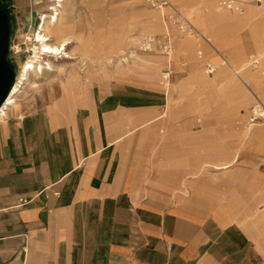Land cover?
Wrapping results in <instances>:
<instances>
[{
  "label": "crops",
  "instance_id": "crops-1",
  "mask_svg": "<svg viewBox=\"0 0 264 264\" xmlns=\"http://www.w3.org/2000/svg\"><path fill=\"white\" fill-rule=\"evenodd\" d=\"M101 2L87 0L96 17ZM182 5L204 8L198 14L205 16L207 29L249 28L255 70L240 68L245 58L237 46L215 42L202 26L190 24L195 33H205L201 37L221 58L232 47L225 58L229 64H220L213 76L195 68L179 76V65L165 59L169 66L173 62L175 78L164 79L161 71L154 77L158 66L148 51L149 73L137 79L164 92L162 109L157 91L140 98L92 92L98 76L74 67L62 73L60 97L51 106L23 113L18 102L9 110L17 115L0 120V264H262L264 178L254 174L252 202L246 204L231 197L249 196V189L244 194L229 192L230 184L217 189L211 172L230 170L246 144L264 140L263 127L245 136L246 117L229 105L248 102L250 95L264 104V58L259 62L256 56L263 48L264 3L248 2L241 13L221 0ZM153 10L143 19L144 29L165 34L167 9L156 12L162 23ZM233 12L246 13L245 19ZM120 21L127 17H118L110 29ZM192 50L183 45L189 59ZM69 60L62 59L65 67ZM70 68L79 76H69ZM107 75L115 74L103 70ZM203 89L222 122L238 130L240 145L215 146L211 125L193 128V114L210 109L209 103L200 106Z\"/></svg>",
  "mask_w": 264,
  "mask_h": 264
},
{
  "label": "rangeland",
  "instance_id": "rangeland-1",
  "mask_svg": "<svg viewBox=\"0 0 264 264\" xmlns=\"http://www.w3.org/2000/svg\"><path fill=\"white\" fill-rule=\"evenodd\" d=\"M8 2V5L10 6V16H11V24H12V30L10 35V47H9V60L14 66V70L16 72V76L19 72V65L22 63V61L26 60L27 57L30 55V49L29 46L31 45V40L28 39V36L31 35L33 30L36 27L37 20L39 13L44 10V2H38L39 0H6ZM75 2L76 7L79 9V13L81 15V18L78 19V23L80 25V28L84 31L87 30H93V28L97 27L96 30V40H94L91 44L86 46V49H89L92 54H94L97 58L96 62L89 63L87 62V59L84 61L86 63H82V60L72 59L69 60V62L66 63V67H74L76 68L80 73L82 72V75L84 73L89 74L90 76L97 75L98 81L94 80V84L91 85V91L92 92H118V93H124L128 94L129 96H134V98L139 97L141 95H149L150 93L160 92L162 99H159L160 101V108L162 109L163 103L165 101L164 92L161 89L154 88L151 84L143 83L140 81V79H137L138 77L141 78L145 76V73H149L150 68H141L140 66L134 65V67L127 71V73L123 72L121 74L119 71L116 73L113 72L114 76L107 75L106 77L103 76V70L108 71V69L114 64H108L107 60L104 56H101L100 54V47L104 45V42L97 43V40L102 39L106 36V34H114V36L119 35V37L124 36L126 34H131L132 37L135 39L132 44H129L126 49L125 55L122 57L127 56V61L132 65L134 60V55L131 54V51H134L136 53H142V52H148V51H142L138 48V42L140 39L149 34L151 36L159 37L162 35V32H155L150 33L145 31L144 26L146 25L145 20L143 19H150V16L152 15V8L148 5L147 0H101L100 4V13L98 17H96L97 12H93L90 9V5L87 4V0H72ZM172 8L167 7L165 20L168 25V29H166V33L169 36V40L171 42V51L169 55L170 60L175 61L179 65V76H187L188 73L193 69H197L200 72L207 71L204 69L207 64L209 63H216L215 65L220 66V64L225 58L228 57V54L232 52V47H226L223 51L220 52V54L224 57L221 58L218 53L214 52L208 44L204 41V39L201 37V29H198V31L193 30V27L190 25L192 24L196 28L199 26H202L204 28V32L208 34V36L212 37L215 42L218 43H225L226 45L229 44L231 46H237L239 50H241L242 55L244 56L245 60L244 62H248V59L255 54V50L253 48V43L250 36V29L249 28H243L239 29V24H236L231 26L227 30H223L221 26L217 27L215 30L207 29L206 28V22H205V16H201L198 13H201L204 11L203 9H197V6L195 5H182L183 2L189 3L192 0H169ZM242 1V0H241ZM244 4L246 5L248 2L255 3L260 5L261 3H264V0L262 2H256L252 0H243ZM36 3V4H35ZM245 5H243V8L245 9ZM170 8V9H169ZM166 9V8H165ZM158 10V9H157ZM153 10L154 15L157 16V19L159 23H162V17H158V13ZM233 10V9H229ZM159 11V10H158ZM178 11L180 15H184V18L186 19L187 26L185 29H182L183 27L180 26L182 24L178 20H173L170 16L172 12ZM223 11V10H222ZM245 11V10H244ZM145 12H148V14L143 15ZM232 13V12H228ZM235 13V12H233ZM91 14V15H90ZM246 14V13H245ZM245 14H242V19L245 18ZM94 15V16H93ZM92 16V17H91ZM127 17L126 23H123L122 21L117 23L116 27H112L110 29V26L113 23H116V20L118 17ZM96 17V18H95ZM180 19V16L177 17ZM82 19V20H81ZM161 19V20H160ZM85 20V21H84ZM194 20V22H193ZM156 21V20H155ZM176 21V22H175ZM85 22V23H84ZM163 25V24H162ZM140 31L142 33H140ZM213 32V33H212ZM201 33V34H205ZM156 34V35H154ZM136 36L137 40H136ZM178 39L181 40V43L179 45H176V42ZM260 44L263 46V51L261 53L264 54V35L260 37ZM186 42V43H185ZM190 44V46H193L192 54L195 58L189 59L187 58L185 52H183V45ZM69 51L74 50V46H69ZM131 49V50H130ZM29 50V51H28ZM209 50V51H208ZM259 50V51H258ZM257 50L256 54H258L261 50V47ZM129 53V54H128ZM150 55L153 56V59H155L156 64L158 66V76L161 72H164L163 68L165 62L168 60V56L166 58H162L164 56L158 48H153V53ZM165 57V56H164ZM258 58V57H257ZM115 58L114 60H116ZM120 59V58H119ZM221 59V60H220ZM259 62L260 60H263L258 58ZM62 62V60H60ZM195 61V62H194ZM221 61V62H220ZM227 61V60H226ZM242 62V63H244ZM100 63V64H96ZM213 64V65H214ZM250 64V63H249ZM225 65V64H224ZM241 65V64H240ZM102 66V67H101ZM217 67V68H218ZM260 67L264 68L263 63L260 65ZM171 73L170 78L171 80L175 78V66L173 62L170 64ZM216 68V70H217ZM255 65L251 63L250 67H247L249 70H255ZM214 70L213 72H215ZM96 72V74H94ZM156 72V71H155ZM208 73L209 76H213L214 73ZM132 73V74H131ZM142 73V74H140ZM157 73V72H156ZM154 73V74H156ZM131 74V75H130ZM62 73L58 74L57 72L52 74H47L44 76V78L39 81V87L38 88H29L22 96L19 98V107L22 110V112H31L35 110H41L45 109L52 105V103L56 102L60 97V90H59V79L61 77ZM130 75L129 78H123L119 76H127ZM163 76V73L161 74ZM240 83V82H239ZM250 84V87L253 88L255 91L254 86ZM242 87L243 84L240 83ZM252 85V86H251ZM169 88H171V84L169 85ZM159 90V91H158ZM157 91V92H156ZM199 98L202 104H200L201 108H206V104L209 103V110L207 112L204 111V113L199 114L195 113L192 117L193 119V128L194 129H204L205 126L211 125L214 129V140L213 144L215 146H229L234 145L238 143L236 133L238 130L234 128L227 127L223 122L220 116L221 114H218L215 109V104L212 103V101L208 98V92L207 90L203 89L200 94ZM148 99V98H147ZM253 104V98L250 95V100L245 103L241 104H229L232 105L231 107H237L239 115L246 117L248 119L249 110ZM12 115H17L16 112L13 110L9 112L8 117ZM264 121H260V123H263ZM246 124V122H245ZM263 127L264 124L251 126L248 129H244V135L245 136H251L252 133L257 129ZM200 134V133H199ZM202 139V137L200 138ZM237 141V142H235ZM261 142L255 141V143L246 144L248 145V148H243L242 152H240L237 162L230 168L228 171H218V172H211L213 174L214 178V186L217 189H221L223 187L222 184H230L229 192L231 193H241L244 194L249 189L251 195H242V196H232L233 197H240L245 201L246 204H251L252 202V193L250 188V182L254 178V174L258 175L259 181L264 178V140H260ZM256 146L260 147L259 150H257ZM205 173L201 172L200 174ZM210 174V173H209ZM227 187V186H226ZM225 190H228L225 188ZM258 207H262V204H256ZM255 205V206H256ZM249 206V205H246ZM262 254V264L264 262V250H261Z\"/></svg>",
  "mask_w": 264,
  "mask_h": 264
},
{
  "label": "bare ground",
  "instance_id": "bare-ground-1",
  "mask_svg": "<svg viewBox=\"0 0 264 264\" xmlns=\"http://www.w3.org/2000/svg\"><path fill=\"white\" fill-rule=\"evenodd\" d=\"M41 1H43L45 4L44 10L39 13L36 27L31 35L28 36V39L31 40V45L29 46L31 53L27 59L22 61V63L19 65V72L11 87V90L5 99V102L0 106V120L8 115L10 109L18 106L20 96H22L29 88H38L39 81H41L45 75L55 72L58 74L65 73V65L60 60L64 58H78V60H82L83 64L86 63L85 59H87V62L91 63H94L97 60L96 56L92 54L89 49H86V46L96 40V30L98 28L95 27L93 30L87 31H84L80 28V25L77 21L81 18V15L79 13V9L75 5V2L72 0ZM41 1L39 0L38 2ZM167 7L172 8L173 6L170 3L168 6L160 8L159 10L163 11L165 8L167 9ZM242 11L239 12L241 13ZM235 16L238 17L239 20L245 19H242V16L239 14L237 15L236 12ZM140 33L142 32L140 31ZM147 35L151 36L149 34ZM133 41H135V39L131 34H126L121 37H119V35L114 36V34H106L104 38L97 40V43L104 42V45L100 47V58L104 56L108 64L114 63L108 69V71L105 72L109 73L112 71L116 73L119 71L121 74H123V72L127 73V71L131 70L134 65L140 66L144 69L149 68V60L151 56L147 52L136 53L131 51V54L134 55L132 65L129 63V61H127V56L122 57V55L124 56L126 53L127 46L132 44ZM72 45L74 46V50L72 49V51H69L68 48ZM262 49L263 48H261L260 52L256 54V56L260 59L264 58V54L261 53V51H263ZM169 57L170 56H168V60H170ZM115 58L117 59L114 60ZM222 63L229 64L226 60H224ZM249 63L250 60L248 59V62L242 63L240 68L250 65ZM204 69L206 70V67H204ZM68 71L69 76L72 78L79 76L77 70L74 68H70ZM157 76L158 73L154 74V77ZM163 83L165 87L169 88L170 84L167 80L163 81ZM261 124H264V122L251 124L247 120L244 128L248 129L251 126ZM225 167H227V165Z\"/></svg>",
  "mask_w": 264,
  "mask_h": 264
},
{
  "label": "built area",
  "instance_id": "built-area-1",
  "mask_svg": "<svg viewBox=\"0 0 264 264\" xmlns=\"http://www.w3.org/2000/svg\"><path fill=\"white\" fill-rule=\"evenodd\" d=\"M254 1L261 2V0H254ZM147 3L150 7L157 8V9L166 7L170 4L169 0H147ZM221 5L227 9L236 8L238 11H242L244 1L243 0L242 1L241 0H221ZM170 15H171L170 17L173 20H178L179 22H181L182 24H180V26L183 27L182 29H185V27L187 26L186 24L187 21L182 15H180L178 11L172 12ZM179 16H180V19L177 18ZM138 43H139L138 48L142 51H152L153 48L156 47L159 49V51L164 56H169L170 51H171V42L169 40V36L167 33L162 34L159 37L148 36V35L143 36ZM252 64L256 66L257 60H253ZM217 67L218 65L207 64L206 71L207 73H212L214 70H216ZM163 70H164L163 78L168 79L171 73V68L168 63H167V66ZM247 120L251 124L260 123V121L262 120L264 121V104L260 100L256 99L253 102L249 110Z\"/></svg>",
  "mask_w": 264,
  "mask_h": 264
},
{
  "label": "water",
  "instance_id": "water-1",
  "mask_svg": "<svg viewBox=\"0 0 264 264\" xmlns=\"http://www.w3.org/2000/svg\"><path fill=\"white\" fill-rule=\"evenodd\" d=\"M11 17L0 8V106L5 102L16 79V72L9 66Z\"/></svg>",
  "mask_w": 264,
  "mask_h": 264
},
{
  "label": "flooded vegetation",
  "instance_id": "flooded-vegetation-1",
  "mask_svg": "<svg viewBox=\"0 0 264 264\" xmlns=\"http://www.w3.org/2000/svg\"><path fill=\"white\" fill-rule=\"evenodd\" d=\"M0 8H1V9H5L6 12H7L9 15H11V14H10V6L8 5V3H7L6 0H0ZM10 17H11V16H10ZM9 66H10L12 69H14V66H13V64L10 62V60H9Z\"/></svg>",
  "mask_w": 264,
  "mask_h": 264
}]
</instances>
